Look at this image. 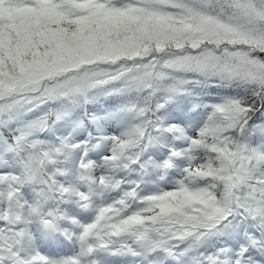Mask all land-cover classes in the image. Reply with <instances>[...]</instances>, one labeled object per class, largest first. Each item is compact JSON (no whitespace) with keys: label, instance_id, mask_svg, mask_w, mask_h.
I'll list each match as a JSON object with an SVG mask.
<instances>
[{"label":"snow or ice","instance_id":"6c2138e0","mask_svg":"<svg viewBox=\"0 0 264 264\" xmlns=\"http://www.w3.org/2000/svg\"><path fill=\"white\" fill-rule=\"evenodd\" d=\"M0 264H264V0H0Z\"/></svg>","mask_w":264,"mask_h":264}]
</instances>
